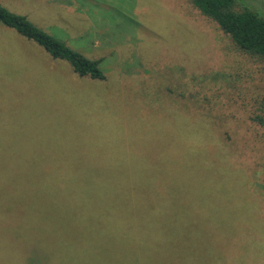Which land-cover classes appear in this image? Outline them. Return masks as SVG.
<instances>
[{
    "label": "rangeland",
    "instance_id": "1",
    "mask_svg": "<svg viewBox=\"0 0 264 264\" xmlns=\"http://www.w3.org/2000/svg\"><path fill=\"white\" fill-rule=\"evenodd\" d=\"M246 1L264 12V0ZM0 4L100 60L105 75L104 80L79 77L67 62L0 24V167L19 169L22 177L24 169L92 171L93 197L95 184L107 189L113 170L163 169L160 191L183 195L163 199L172 206L153 216L158 244H144L138 264H264V129L250 122L261 114L251 109L252 100L264 96L261 63L236 51L188 0ZM195 107L199 114L187 113ZM187 120L199 127L195 135L188 133ZM214 120L224 122L220 132ZM202 134H231L239 143L238 165L247 163L244 155L251 150L254 172L241 176L234 160L215 157L222 152L213 143L208 152L195 153L188 136L202 139ZM195 155L199 160L190 157ZM223 161L237 169L236 179L207 174L218 173ZM23 198L25 217L15 220L7 208L0 210V264L46 262L25 236H6L15 233L16 223L27 227L37 216L28 211L33 201Z\"/></svg>",
    "mask_w": 264,
    "mask_h": 264
},
{
    "label": "trees",
    "instance_id": "2",
    "mask_svg": "<svg viewBox=\"0 0 264 264\" xmlns=\"http://www.w3.org/2000/svg\"><path fill=\"white\" fill-rule=\"evenodd\" d=\"M188 1L230 39L236 51L261 63L263 66L261 72L264 75V12L259 11L246 0ZM0 24L35 43L51 58L67 62L77 76L89 77L92 80L105 79L100 68V60L85 57L63 41L35 26L26 16L11 12L1 4ZM244 106L249 112L253 108L261 113L251 117L250 122L264 129V96L253 99L251 109ZM198 110L199 108L195 107L186 111L188 114L191 112L199 114ZM178 119L182 120L183 117ZM214 123L216 125H213L214 128L220 132L223 126L221 124L224 122L214 120ZM186 125L188 129L190 127L188 133L195 135V127H199L189 126L188 120ZM181 127L184 128L185 125ZM189 141L190 145L194 146L195 153L199 152V154L208 147H214L213 144L218 146L222 153H216L215 157L223 158L226 163L234 160L235 162L231 163L240 171L241 176H243L242 171L245 175L246 171L249 174L254 172L252 163L248 162L249 157L252 156L251 150L249 155H244L247 163L238 165V148H236L238 142L231 134L230 136L202 134V139L196 136L194 140L189 135L187 142ZM197 148L202 150L198 151ZM190 157L194 161L199 160V156ZM224 161L222 162L224 167L222 166L218 173L213 174L210 171L207 174L218 178L222 173L225 174L224 176L230 175L236 179L237 169L233 164L227 165ZM4 167L5 165L0 167V210L7 208L15 220L18 215L21 218L25 217L22 203L23 197L28 195L33 201L30 202L28 211L32 209L37 215L33 214L34 220L27 227L16 223L15 233L8 231L6 236L15 237L17 233L19 236H25V241L35 244L38 251L45 258L47 257L44 259L47 262H44L45 264H104L106 260L108 264H117L115 260L121 263L128 261V264L140 263L139 251L142 250V246L144 244L148 247L153 244L157 246L159 241V223L153 216L161 214V211H166L172 206L163 199H170L172 195H183L181 191V194L174 191L165 194L164 191H160L163 169L157 171L149 167L129 166L131 168L113 170L107 189L104 190V186L95 184L99 189L96 191L98 195L93 197L92 171L85 173L69 169L57 174L51 170L24 169L22 177L19 175V169L10 171ZM232 168L235 170L233 171ZM211 169L216 168L211 167ZM87 176L91 180H85ZM180 184L181 189H187L194 194V188L190 185ZM190 198L191 196H188L186 199L190 200ZM36 201L42 202L43 206L38 207ZM173 203L178 204L176 200H173ZM3 229L8 230L5 225ZM31 233H35L36 236L29 237ZM3 234L0 231V238ZM53 254L58 255H54L57 258L49 260L48 258ZM77 255L78 257L73 258Z\"/></svg>",
    "mask_w": 264,
    "mask_h": 264
}]
</instances>
